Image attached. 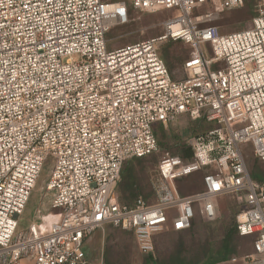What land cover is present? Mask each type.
I'll return each mask as SVG.
<instances>
[{
    "label": "built area",
    "instance_id": "1",
    "mask_svg": "<svg viewBox=\"0 0 264 264\" xmlns=\"http://www.w3.org/2000/svg\"><path fill=\"white\" fill-rule=\"evenodd\" d=\"M248 1L250 26L222 34L208 25L217 9L197 8L246 0H0V264H103L85 241L105 227L153 254L157 234L215 221L217 199L234 194L243 202L235 229L252 251L220 264H264V177H250L242 152L249 145L264 162V0ZM129 9L175 15L162 35L108 50L106 33ZM167 40L191 49L184 80L160 55ZM179 116L212 127L191 138L189 158L160 159L155 203L121 204L123 163L156 152L155 126ZM48 158L50 211L17 232ZM198 172L202 190L180 196L174 183Z\"/></svg>",
    "mask_w": 264,
    "mask_h": 264
},
{
    "label": "rangeland",
    "instance_id": "2",
    "mask_svg": "<svg viewBox=\"0 0 264 264\" xmlns=\"http://www.w3.org/2000/svg\"><path fill=\"white\" fill-rule=\"evenodd\" d=\"M128 1V0H126ZM217 4H205L197 8L196 14H205L217 9L218 16L208 25L218 27L220 33L227 34L247 29L253 16L252 1L246 0L243 8L219 10ZM175 15V11L161 10L155 13L128 10V21L124 25L111 28L105 36L108 50H116L140 41L156 38L163 34V23ZM168 72L174 80H184V63L191 49L184 42L167 40L158 48ZM209 56L212 54L209 52ZM212 125L204 121H191L179 116L166 126H155L156 140L162 137L156 152L142 159H129L135 182V198L141 197L146 203L157 201L159 182L156 177L158 162L166 155L187 159L191 156L189 141L197 134L209 130ZM188 150V151H187ZM249 175L253 180L264 177V162L252 157L249 145L242 147ZM188 156V157H187ZM52 168L48 158L39 175L23 214L18 219L17 232H25L30 224L38 222L50 210L52 193L46 190V181ZM203 172L177 180L174 188L180 196L199 192L203 188ZM119 181L115 191L120 195ZM127 197V194L123 193ZM134 198V199H135ZM134 200L128 201L132 203ZM217 218L213 222L196 219L190 230L174 232L164 230L154 237L153 257L156 264H171L173 259H183L185 264H206L216 257L228 229L235 226V217L243 208L242 195L221 196L216 201ZM252 238H244L232 233L228 258H241L252 251ZM85 251L90 258H100L103 264H143L147 254L138 251L130 232L105 227L91 234L85 241ZM22 264H26L22 262Z\"/></svg>",
    "mask_w": 264,
    "mask_h": 264
},
{
    "label": "trees",
    "instance_id": "3",
    "mask_svg": "<svg viewBox=\"0 0 264 264\" xmlns=\"http://www.w3.org/2000/svg\"><path fill=\"white\" fill-rule=\"evenodd\" d=\"M155 135H156V132H155ZM161 139H162L161 136H160L159 140L157 139V146L159 145V142ZM125 162L123 163V166L121 168L120 178H119L120 179V182H119V190H120L119 202L121 204H124L127 206H132L134 201L138 197L135 198V196H134L136 190H135L134 176H133L132 168L130 166L131 163L130 162L125 163ZM259 180L260 179H257V181H259ZM123 193L124 194L126 193L127 197L123 196ZM131 200H134V201L132 203H128V201H131ZM233 232H235L237 234L235 226H233L227 230V232L225 234V238L223 240V244H222L221 248L217 251L216 257L213 260L208 261L206 264H220V263L225 262L228 259H230V258H228L229 254H230V250L228 249V247H229L231 235ZM143 264H156V262L153 259V257L151 255H149L146 257ZM171 264H185V263H184L183 259H178V258L176 259L175 258L171 261Z\"/></svg>",
    "mask_w": 264,
    "mask_h": 264
},
{
    "label": "crops",
    "instance_id": "4",
    "mask_svg": "<svg viewBox=\"0 0 264 264\" xmlns=\"http://www.w3.org/2000/svg\"><path fill=\"white\" fill-rule=\"evenodd\" d=\"M22 262H24V263H26V264H30L28 261H22ZM22 262H21V264H22Z\"/></svg>",
    "mask_w": 264,
    "mask_h": 264
}]
</instances>
